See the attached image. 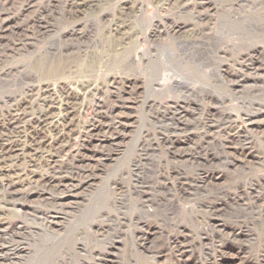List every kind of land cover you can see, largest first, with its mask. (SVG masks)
<instances>
[{"label": "rangeland", "instance_id": "obj_1", "mask_svg": "<svg viewBox=\"0 0 264 264\" xmlns=\"http://www.w3.org/2000/svg\"><path fill=\"white\" fill-rule=\"evenodd\" d=\"M1 1L0 147L9 150L0 163L4 186L32 185L54 162L68 157L81 161L64 151H77L76 138L95 118L85 106L100 101L116 108L129 95L134 101L123 83H115L124 82L117 76L137 86V103L119 111L131 114L132 127L110 162L100 165L96 144L78 148L96 179L70 209L44 206L35 198L9 205L0 189V223L14 220L17 227L31 229L11 242L0 239V250L32 252L38 259L33 264H225L229 257L237 264H264V0H211L210 13L176 37L168 33V16L193 0H177L170 7V0H98L110 6L96 18L85 12L88 2L81 0ZM66 1L80 13L76 22L62 16ZM48 4L54 19L43 40L34 36L35 17ZM240 16L246 26L235 20ZM156 25L161 37L153 39ZM207 27L215 29L216 40L191 45L194 59L183 60L180 39L193 40ZM162 38L160 50L156 40ZM28 39L46 58L51 46L59 54L68 46L81 48L77 53L87 57L95 54V76L78 77L73 70L74 79L65 82L62 93L54 84L27 87L9 72L32 55L24 49ZM110 39L117 43L114 49ZM12 46L23 52L14 50L11 57ZM171 51L179 57L178 70L151 68ZM135 56L139 64L133 63ZM148 56L153 57L149 64ZM176 80L184 86L176 87ZM73 96H79L77 102L67 103L66 97ZM119 96L122 100L116 101ZM5 98L17 99L4 105ZM43 114L48 118L40 129L30 122L13 132L6 129L11 120ZM235 148L243 152L239 158ZM71 162L61 171L68 180L73 178ZM29 207L57 214L58 226L49 232L34 229Z\"/></svg>", "mask_w": 264, "mask_h": 264}, {"label": "bare ground", "instance_id": "obj_2", "mask_svg": "<svg viewBox=\"0 0 264 264\" xmlns=\"http://www.w3.org/2000/svg\"><path fill=\"white\" fill-rule=\"evenodd\" d=\"M209 1L211 2V0H193V1H191V3L180 5L178 7L176 6V9H175V12L173 13V15L168 16V17H170L169 18V25L167 26L169 35L171 34V35H174V37H176L177 35L184 33L189 27L194 26V24L196 26L197 24L195 22L200 21L202 18H204L206 15H208L210 13L212 7H211V4L209 3ZM4 2L3 1L0 2V7H1V5L5 4ZM6 2H8V0H6ZM81 2H82V4L85 2H88L86 4L87 7H86L85 12L88 11L89 16H93L94 18H96L95 16L98 17V15L104 14L106 11H104L103 8L105 6H107V4H108L107 3L105 6L101 5V6H103V7H101L99 5L100 1H98V0H81ZM174 4L178 5L177 0H170L168 6L169 7L174 6ZM30 5H28V6H30ZM50 5L51 4H48L46 6V8H43V10H39L36 13V17H35V21H36L35 25L37 26V33L35 32L34 36L35 37L38 36L40 39H43V40H44V38L47 39L48 34H49L48 30H49L50 20L52 18L54 19V17H53L54 14L51 13L52 11L50 10V8H51ZM79 5H81V4H79ZM112 5H113V3H112ZM132 5H133V3H132ZM3 7H5V6H3ZM68 7H67V1H66L64 3V5H62V16H63V18L64 19H65V17L67 19L71 18L72 20H74V22H76L75 20H77V16L80 13H77L76 9L73 10L72 5H70ZM133 7H131V10ZM106 9H107V7H106ZM135 11H137V15H139L138 13H140L142 11L141 6L140 5L137 6ZM1 12L4 13L3 11H1ZM223 12H225V11H223ZM81 14L83 15L84 18H87L84 16L83 11L81 12ZM168 17H166V18H168ZM185 17H186V19L189 17L190 21H187L185 19ZM67 19H65V20H67ZM192 20H193V22H192ZM235 20L238 21L241 25H245V26L247 25L246 19L242 16L235 18ZM159 29H160L159 25H156L154 30L150 33V35L152 36L153 39H155V37H157V36L161 37L160 34L157 35L159 32ZM166 32H164V33H166ZM216 38H217V33H216L215 29L214 28H208V27L205 29V31L203 29L201 31L200 35L193 40H188V39L186 40V39L181 38L180 39L181 41L178 43L180 46L179 51L182 53L181 56L183 57V60L189 61V60L194 59V54L196 52H193V50H195V49L192 48L191 45H197V44L200 45L199 43L202 41H208V40L212 41L213 39L216 40ZM106 40H107V38H105V42L107 43ZM129 40H130V38H129ZM156 41L159 42V43H157L158 48L160 50H162L165 47V45L163 44L164 39L162 38V39H159ZM135 43L137 45V42H133L131 44V46ZM115 44H117V43L113 39H110L108 42L109 48L112 47L114 49ZM154 44H156V43H154ZM136 45H134V46L136 47ZM12 49L13 50H11V52L9 54V55H11V57L13 55V52H15V51H18L19 53L21 51L23 52V48L19 49V48H17V46H12ZM24 49L27 51L28 54L30 53L32 55L31 56L29 55L30 57L26 61L25 64H22L20 67H15L14 69H11L9 73H10V75L13 74V72L18 74L19 78L21 77L20 79H22L26 83H28L27 87H30L34 83H38L41 85H44L46 83L47 84L46 89H48L50 84H54V85H58V89H59L58 92L62 93L63 91L67 90V88L65 86V82H69L71 79H74V77L72 75L73 70L76 71L74 74H77L78 77H82L83 74H87L88 77L89 76H91V77L95 76V71H96V66H97V60L94 57L95 54L87 57L85 54L77 53V52H81V48H76L75 46H68L65 49V51L62 52V54H59V50L58 49L54 50L53 47L51 46L48 49L51 57L46 58L47 56H43L45 54L39 55V50L35 49L34 43H31L30 40L28 39V43L25 44ZM87 49H88V47H87ZM113 49H111V51H113ZM152 52L153 51H150L149 53L152 54ZM169 56L170 57H165L164 60L153 62L154 65L153 66L150 65L151 68L152 67H154L155 69L162 68L163 73L175 72V70H178L180 68V66L177 65L178 64L177 60L179 59V57L175 53H173V51H171V54ZM33 59H35L34 63H33ZM148 59H149L148 60V64H149V62L153 59V57L149 58V56H148ZM158 60H159V58H158ZM132 61H133V63H138L136 61V56ZM132 61H131V63H132ZM140 62H142V61H140ZM31 63H33V64H31ZM143 63L144 62H142V64ZM144 64L146 65L147 61ZM181 65L186 66V64L183 62ZM105 68L106 67L104 66V69ZM187 69L189 70V68H187ZM195 70L197 71L196 68H195ZM121 75H122V72H121ZM154 76L157 77V75H155V74H154ZM117 78L122 79L121 81H124V82H116L115 81V83L116 84L119 83V85H120V83H123L124 89L128 92V95L129 94L133 95L134 99L133 98L132 99L134 101L129 102V98H131V96L129 95L128 100L126 99V100L121 101L118 104L119 107H116V108H115V106L114 107L111 106V109H109V108H107V105L100 103V101L95 106H91V107H89L90 105L85 106V108H84L85 113L90 112L91 115L95 114V118L97 117L98 119L95 122H94L95 118L92 119L91 121H88L87 124H85V126H83L84 132L82 134L80 132L81 136L79 138V141H78V138H76L77 139L76 143H78V148H81V149H85V147H87L89 144L90 145L96 144V148L98 149V152L100 151V153L97 152L98 153L97 156H99L101 159V163H102V164H100L101 166L110 162L111 157L114 155V152L116 151L115 150L116 147H119V145H120L119 143L121 141L123 142V140H124L123 138L125 137L126 133L132 127L130 124V122H131L130 120H132V117L130 116L131 114L128 116L127 114L124 115L123 113H119V111L122 108H128L127 105H135L137 103V98H136L137 91H136V89H134V88H137V86L136 87H130L132 84V81H130V79L126 80L123 78H119V76H117ZM134 83L136 85V81L135 82L133 81V84ZM174 84L176 87H183L184 86V84L181 80H176L174 82ZM128 85H130V86H128ZM87 90H88L87 88L83 89L82 90V91H84L83 94H86ZM116 93H117V91H116ZM64 94H65V92H64ZM73 97H72L73 99L66 97L67 103L70 101H73L72 105H74L77 102V99H79L78 98L79 96H77V98H75L76 96H73ZM6 99L7 98L4 99V101H5L4 105H8L12 102H15L17 98L15 100H9V101ZM11 99H12V97H11ZM117 100L119 101L122 99L119 96L116 99V101ZM16 105H18V104H16ZM25 118H28L29 120H27V121H25L24 119L23 120L22 119L17 120V121L11 120L6 127L7 131L10 132L12 130V132H13L14 130H18L20 128V126H22L24 123H27V122L32 123L33 125H35V127L37 129H40L45 124V122L47 121L48 115L43 114V115H40L37 117H34L32 115V118H31V116H27ZM246 120L248 121V116H247ZM250 121H251V119H249V122ZM251 123L252 122H250V124ZM30 128H31V126H30ZM1 129H3V128L1 127L0 130ZM78 135H79V133H78ZM234 138H235V136L231 135V139L234 140ZM78 148H77V151H75V149L74 150H72V149L65 150L64 155L65 156L71 155V156H75L76 158H78V155H79V156H81V161H78L77 159H76L77 160L76 161L75 158H73V157L72 158L68 157L67 159H65V161L64 160L63 161L58 160L60 162H54L50 168L48 167L50 169L49 172H47V174H43L40 177L39 181L34 182L32 185H27L28 184L27 183L26 184L27 186H22L20 184L21 186L18 187V186H14V184L9 185V186L8 185L4 186L2 183H0V189H4L2 191H5V193H4V196L6 197L5 202L9 205H15V203L17 204L18 201L26 202L28 200V198L29 199L35 198V199L39 200L42 204H44V206H53V207L55 206V208H58V210H60V211H63L65 209H70L73 206V204L75 202H77V199L79 198V196H81L80 195L81 193H79V192L85 190L87 188V186L90 183H92L94 179H96L93 171L89 170L88 167H85V165H84L86 160L87 159L89 160V158L87 157V155L81 154V151H78ZM245 148H247V147H245ZM240 149L235 148L237 155L236 154H234V155L238 156V158H239L240 154L243 153L242 150H240ZM0 150H2L1 154L3 155L0 158V163H1V161L3 159H5L4 156L7 154L6 152L9 150H7V149L3 150L2 147H0ZM91 150H92V147H91ZM68 161H72L71 162L72 163L71 164L72 165L71 176L73 175L72 176L73 178H71L69 180L66 179L65 177H63V175L61 173V171L63 172V170L66 168ZM98 162H99V160H98ZM101 169H103V168H101ZM76 172H79V173L76 174ZM88 188H89V186H88ZM47 192L50 194V196L45 195ZM72 200L73 201L75 200V202H71ZM26 205H27L26 203L21 205V209L22 210L25 209L27 207ZM74 205H76V204H74ZM29 208L32 209L30 217L31 216L33 217V223L31 226L32 227L34 226V229L47 231V230H52L53 228L58 226L57 222H56L58 219L57 214H52V212H50V211H46V212L42 211V209H40V208L35 209L36 207H29ZM26 215H28V214H26ZM7 221H8L7 223H5V222L0 223V239H3L7 242H11L14 239H20L21 237L25 236L26 232H29L31 230L30 227H28L26 225L21 226L20 228L17 227L16 222L14 220H7ZM34 229H32V230H34ZM60 229H61V227H60ZM47 232H49V231H47ZM26 252H24V250L19 249V248H15L9 252L7 251L6 253L3 252L2 250H0V264H6V263H4L5 261L11 262L9 264H27V262H29V264H33L34 260L36 261V263L38 262V259L34 256V254H32V252L31 253H26ZM229 259H232V260H229ZM229 259H227V261H225V264H237L236 260L234 258L229 257Z\"/></svg>", "mask_w": 264, "mask_h": 264}]
</instances>
